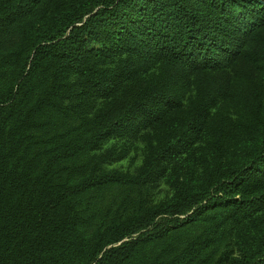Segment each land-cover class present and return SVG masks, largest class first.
<instances>
[{
  "label": "trees",
  "instance_id": "obj_1",
  "mask_svg": "<svg viewBox=\"0 0 264 264\" xmlns=\"http://www.w3.org/2000/svg\"><path fill=\"white\" fill-rule=\"evenodd\" d=\"M9 28L15 40H0V264H264L259 89L244 92L251 149L225 148V120L202 134L229 89L226 67L241 65L235 73L252 84L251 67L264 62V0H0V33ZM148 70L114 108L88 113L70 100L73 90L108 96ZM141 131L142 165L108 168L124 153L102 144L129 145ZM200 136L210 151L202 170L170 175L173 192L151 202L162 160ZM244 215L250 229L234 234V253L216 254L223 225Z\"/></svg>",
  "mask_w": 264,
  "mask_h": 264
},
{
  "label": "rangeland",
  "instance_id": "obj_2",
  "mask_svg": "<svg viewBox=\"0 0 264 264\" xmlns=\"http://www.w3.org/2000/svg\"><path fill=\"white\" fill-rule=\"evenodd\" d=\"M16 32L14 28H9L6 31L0 33V40L3 44L8 45L15 40ZM121 55H114L113 58L117 59ZM234 70L242 72L241 65L235 67L228 66L226 71L230 76V86L226 95L219 99L209 109L208 118L205 121L204 131L206 133L210 128L214 127V121H224V130L228 132V137L225 139V148L234 153L238 148L247 147L251 149L254 146V141L251 138V124L248 118L244 116L245 110L243 104L246 102L244 92L246 88L254 87L259 89L260 92V104H259V118L260 125L264 123V62H259L251 67L250 79L254 83L249 84L248 81ZM216 70L208 71L211 74L216 73ZM154 74L153 70L141 74L138 78L132 80H122L119 82L116 90L110 93L108 96H99L91 92H85L83 94L78 93L76 90L72 91L70 100L75 103V106L84 112H94L104 106L114 108L117 102L121 101L124 97H131L137 91H139L146 83L147 79ZM192 88V86L190 87ZM186 105L185 98L182 99V107ZM229 118L231 121L227 123ZM230 126V128H227ZM147 131V130H146ZM141 131L137 138L134 140H126L129 142H122L119 139H110L100 148V152L105 149H110L112 154H123L122 158L112 160L107 164L108 168H116L122 171H132L142 165L144 158L147 156L148 145L146 137L142 136ZM141 134V135H140ZM253 134V133H252ZM254 135V134H253ZM202 136V135H201ZM197 141L191 142L188 146L178 153L167 155L161 162V170L151 177V186L147 191L148 199L151 202H156L163 198L168 197L173 192V185L168 184V178L174 173L183 174L187 177L192 175L196 176L203 168V165L209 158V148L202 138ZM151 138V144L153 143ZM234 151V152H233ZM255 215H260L264 212V205L258 211H255ZM181 217V216H179ZM249 216H241L237 222L228 223L223 225L220 235V239L216 240L214 244L217 246L216 254L220 251H230L234 253V234L237 232H244L250 229L248 226ZM220 233V232H219ZM232 250V251H231Z\"/></svg>",
  "mask_w": 264,
  "mask_h": 264
}]
</instances>
